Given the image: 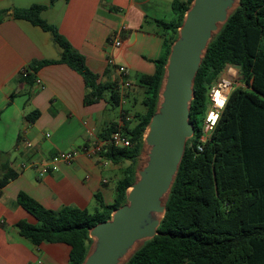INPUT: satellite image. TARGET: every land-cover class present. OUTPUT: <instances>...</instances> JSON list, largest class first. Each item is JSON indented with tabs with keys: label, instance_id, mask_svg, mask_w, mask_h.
Segmentation results:
<instances>
[{
	"label": "trees",
	"instance_id": "trees-1",
	"mask_svg": "<svg viewBox=\"0 0 264 264\" xmlns=\"http://www.w3.org/2000/svg\"><path fill=\"white\" fill-rule=\"evenodd\" d=\"M56 1L51 0L50 5ZM192 1L173 0L174 19L157 21L163 38L162 54L155 61V73L139 79L146 88L145 111L123 120L121 129L131 147H106L101 154L112 163L133 164L143 152L145 129L158 107L170 48ZM46 9L47 6L33 5L13 13L15 19L26 20L50 33L61 49L58 60L34 61L30 67L36 71L45 65L65 63L84 78L89 89L87 104L101 100L104 91L110 89L112 106L118 107L119 92L114 86L108 88L97 82L84 57L55 26L41 18ZM6 17L7 12L0 11V23ZM229 65L237 67L245 87L231 92L210 139L199 151V123L204 121L209 107V89ZM22 78L33 81L28 70ZM190 122L196 133L187 141L159 234L146 241L126 264H264V0H240L210 42L195 78ZM116 126L115 121L105 126L100 138L107 140ZM14 177L15 173L7 170L0 187ZM135 180L136 169L132 165L117 183L114 202L93 213L78 208L46 209L20 194L18 205L37 222L21 221L18 230L35 245L68 246V264H82L93 243L90 228L109 220L112 212L126 203L127 189Z\"/></svg>",
	"mask_w": 264,
	"mask_h": 264
},
{
	"label": "crops",
	"instance_id": "crops-1",
	"mask_svg": "<svg viewBox=\"0 0 264 264\" xmlns=\"http://www.w3.org/2000/svg\"><path fill=\"white\" fill-rule=\"evenodd\" d=\"M172 2L57 0L50 5L51 0H0V11L7 12L0 23V180L7 170L15 173L0 187V264L69 263L68 246L35 245L20 234L19 222H37L18 205L20 194L46 209L78 208L93 213L114 202L118 181L133 165L131 161L115 164L82 152L100 137L105 126L119 120V106L115 117H109L114 109L112 90H105L101 100L87 104L89 89L84 78L67 64H49L33 71L32 62L58 60L61 49L50 33L15 19L14 10L47 6L41 18L55 26L84 57L98 83L118 91L122 77L116 66H124L131 87L123 109L133 119L145 111L146 88L139 79L155 73V61L163 46L157 21L174 19ZM115 40L121 46L116 47ZM24 69L33 75V81L22 78L20 72ZM71 150L79 151L74 161L57 164L43 178L27 165Z\"/></svg>",
	"mask_w": 264,
	"mask_h": 264
},
{
	"label": "water",
	"instance_id": "water-1",
	"mask_svg": "<svg viewBox=\"0 0 264 264\" xmlns=\"http://www.w3.org/2000/svg\"><path fill=\"white\" fill-rule=\"evenodd\" d=\"M240 0H193L172 43L158 107L144 133L147 161L127 189L126 203L89 230L93 240L82 264H126L157 236L166 202L195 133L190 122L194 82L214 36Z\"/></svg>",
	"mask_w": 264,
	"mask_h": 264
},
{
	"label": "built area",
	"instance_id": "built-area-1",
	"mask_svg": "<svg viewBox=\"0 0 264 264\" xmlns=\"http://www.w3.org/2000/svg\"><path fill=\"white\" fill-rule=\"evenodd\" d=\"M116 47L121 46L120 41H113ZM110 64L114 65L110 60ZM117 72L122 77L121 85L118 87L119 92V120L117 121L116 130L110 135L107 140H103L100 137H95L92 145L83 148L82 152L87 155L100 156L105 151L106 147L116 148H129L131 147V141L124 134L121 127L123 120L129 119V115L126 114L124 108L126 101L127 90L131 87V82L128 77L127 69L124 66H116ZM23 77L27 76V70L24 69L20 72ZM239 71L236 66H226L219 79L211 86L208 92L209 107L205 114L203 121V127L201 128L200 136L198 138L197 148L199 151L203 150L205 143L210 139L220 117L222 110L224 109L231 92L239 86L245 87L244 84L238 83ZM39 82V81H38ZM49 136V135H47ZM28 147H32L30 142H26ZM79 151L71 150L66 152H59L56 155L42 160H33L27 163L29 167L38 170V178H43L50 171L56 168L57 164H71L76 158Z\"/></svg>",
	"mask_w": 264,
	"mask_h": 264
},
{
	"label": "rangeland",
	"instance_id": "rangeland-1",
	"mask_svg": "<svg viewBox=\"0 0 264 264\" xmlns=\"http://www.w3.org/2000/svg\"><path fill=\"white\" fill-rule=\"evenodd\" d=\"M60 2H62V1H60ZM238 83L240 85H242L241 75H239V77H238ZM116 113H117L116 108L115 107H114V109L112 108L110 116H109L110 119H113L115 117ZM199 127L200 128L203 127V122L199 123ZM147 151H148V149H147V147H145L143 152H142V154H141V156L133 163V166H134V168L136 170L141 169L144 166V164L146 163V161H147Z\"/></svg>",
	"mask_w": 264,
	"mask_h": 264
}]
</instances>
